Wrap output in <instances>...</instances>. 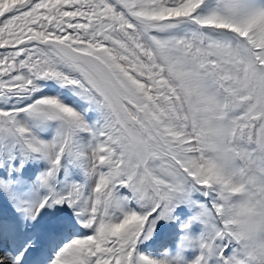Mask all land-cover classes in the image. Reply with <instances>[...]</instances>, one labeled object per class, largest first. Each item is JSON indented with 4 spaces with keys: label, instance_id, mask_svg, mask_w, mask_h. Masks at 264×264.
<instances>
[{
    "label": "snow or ice",
    "instance_id": "1",
    "mask_svg": "<svg viewBox=\"0 0 264 264\" xmlns=\"http://www.w3.org/2000/svg\"><path fill=\"white\" fill-rule=\"evenodd\" d=\"M0 264H264V0H0Z\"/></svg>",
    "mask_w": 264,
    "mask_h": 264
},
{
    "label": "rangeland",
    "instance_id": "2",
    "mask_svg": "<svg viewBox=\"0 0 264 264\" xmlns=\"http://www.w3.org/2000/svg\"><path fill=\"white\" fill-rule=\"evenodd\" d=\"M169 242L171 243L172 241H171V240H169Z\"/></svg>",
    "mask_w": 264,
    "mask_h": 264
}]
</instances>
